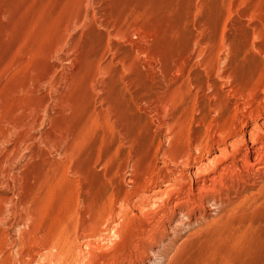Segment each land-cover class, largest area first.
<instances>
[{
	"label": "rangeland",
	"instance_id": "obj_1",
	"mask_svg": "<svg viewBox=\"0 0 264 264\" xmlns=\"http://www.w3.org/2000/svg\"><path fill=\"white\" fill-rule=\"evenodd\" d=\"M263 122L264 0H0V264L139 257L188 195L151 264H264Z\"/></svg>",
	"mask_w": 264,
	"mask_h": 264
},
{
	"label": "bare ground",
	"instance_id": "obj_2",
	"mask_svg": "<svg viewBox=\"0 0 264 264\" xmlns=\"http://www.w3.org/2000/svg\"><path fill=\"white\" fill-rule=\"evenodd\" d=\"M256 123V122H255ZM264 123V122H263ZM257 126H258V124H257ZM254 128V127H253ZM258 128V127H257ZM261 128V127H260ZM253 130V129H252ZM260 132V131H259ZM258 132V133H259ZM258 134L255 132V133H253L252 134V139H253V142H254V145L256 144L255 142H257L259 139H258ZM241 137V136H240ZM260 137H262V136H260ZM235 138V137H234ZM264 138V137H263ZM242 139V138H241ZM262 139V138H261ZM244 141V140H243ZM260 141V140H259ZM245 142V141H244ZM243 142V143H244ZM231 143L233 144V141H231ZM239 143V142H238ZM224 145V144H223ZM233 145H235V144H233ZM240 145V144H239ZM238 145V146H239ZM227 146V145H226ZM242 147V146H241ZM240 147V148H241ZM251 147V146H250ZM235 148V147H234ZM237 148V147H236ZM226 149V148H225ZM232 148H230V150H231ZM233 150V149H232ZM245 150V149H244ZM252 150V149H251ZM234 151V150H233ZM218 152V151H217ZM223 152V151H222ZM235 152H236V150H235ZM246 152V151H245ZM251 152V151H250ZM229 153V152H228ZM238 153H240V152H238ZM225 154V153H224ZM235 154V153H234ZM243 154V153H242ZM238 155V154H237ZM239 156V155H238ZM200 157V156H199ZM214 157V156H213ZM217 157V156H216ZM241 157V156H240ZM253 157V156H252ZM224 158V157H223ZM237 158V157H236ZM239 158V157H238ZM242 159H243V162L245 163V164H247V166L248 167H250V165H253V164H256L257 162H259V163H261V164H263L264 165V142H260V148H258V149H256V151H255V159H253V161H252V159H251V157H250V155L249 154H244L242 157H241ZM206 159V158H205ZM208 160V159H207ZM206 160V161H207ZM220 160V159H219ZM241 160V159H240ZM206 161L204 162V163H206ZM239 162V161H238ZM207 163H208V161H207ZM217 163V162H216ZM219 163V162H218ZM241 163H242V161H241ZM243 163V164H244ZM199 164L201 165V162H199ZM235 164V163H234ZM240 164V163H239ZM229 165V164H228ZM227 165V166H228ZM231 165V164H230ZM230 165H229V167H230ZM262 165V166H263ZM225 166V165H224ZM232 166V165H231ZM240 166V165H239ZM261 166V165H260ZM217 167V166H216ZM228 167V168H229ZM234 167V166H233ZM252 167V166H251ZM250 167V168H251ZM258 167V166H257ZM235 168V167H234ZM233 168V170H235ZM197 169V168H196ZM221 169V168H220ZM232 170V169H231ZM232 170V171H233ZM236 170H237V168H236ZM220 171V170H219ZM225 171H229V170H225ZM230 172V171H229ZM224 173L225 172H220L219 173V175H218V177L219 178H221L223 175H224ZM232 173H234V172H232ZM231 173V174H232ZM217 174V173H216ZM227 175V174H226ZM211 177H212V175H211ZM211 177H210V179H211ZM214 177V176H213ZM225 177V176H224ZM223 177V178H224ZM215 178H216V176H215ZM203 179V178H202ZM201 179V180H202ZM222 179V178H221ZM227 179V178H226ZM209 180V179H208ZM213 180H216V179H214L213 178ZM198 182V181H197ZM209 182V181H208ZM196 184V183H195ZM214 184H215V182H214ZM218 184V183H217ZM222 184H224L223 182H222ZM209 185H211V184H209ZM200 186V185H199ZM208 186V184L205 186V185H203L202 184V186H200L198 189H197V191H199L200 193H202L201 194V196H203L204 195V200L206 201V202H209V201H212V200H214L215 201V195L212 193L213 192V190H214V187H207ZM213 186H215V185H213ZM217 186V185H216ZM220 186H222V185H220ZM192 187V186H191ZM165 189V188H164ZM191 189V188H190ZM194 189V188H193ZM169 190V189H168ZM160 191H162V189H160ZM187 191V190H186ZM215 191V190H214ZM217 191H219V189H217ZM154 192V191H153ZM165 192V191H164ZM185 192V191H184ZM155 193V192H154ZM217 193V192H216ZM164 194V193H163ZM171 194V193H170ZM181 194V193H180ZM189 194V193H188ZM157 195V194H156ZM172 195V194H171ZM171 195L169 196V197H171ZM196 195V194H195ZM148 196V195H147ZM150 196V195H149ZM152 196H153V194H152ZM155 196V195H154ZM167 196V195H166ZM189 196V195H188ZM188 196H187V198H188ZM192 196V195H191ZM200 196V197H201ZM150 199L152 198V197H149ZM167 198V197H166ZM173 198V197H172ZM183 198H184V196H183ZM185 198H186V196H185ZM182 199V200H180L179 202H177V203H174V206L172 205V206H169L168 208H164L163 209V207H162V210H160V212H159V210H157L158 212H159V218H158V216H157V218H151V219H153V223H154V225L153 226H155L156 224L158 225V223L160 222V220H161V218L162 217H164L165 216V214H170L169 216H168V218H167V225H166V228H165V231H164V233L163 234H161V233H155L154 231H153V229L152 230H148V228L147 229H145L144 231H143V233H141L142 234V236H140V237H142V239H140V240H142L143 241V243H142V246H140V248H141V255L139 256V257H136V256H138V255H136L135 257H133V258H127V257H125L124 255H113V256H111L110 258H109V261L111 262V263H113V264H151V262H152V260H153V256H154V253L159 249V247L160 246H162V244H163V241L165 240V238L167 239L168 238V236H169V229L170 228H172V225H174L173 223L176 221V220H178V216H180L181 214H182V212H183V207L184 206H187L188 207V205L189 204H191L192 202H189L188 201V199ZM190 198V197H189ZM192 198V197H191ZM191 198H190V200H191ZM203 198V197H202ZM148 199V198H147ZM153 199V198H152ZM167 199H169V198H167ZM174 199V198H173ZM176 199H178V198H176ZM180 199V198H179ZM193 199V198H192ZM196 199V198H195ZM155 199H153V201H154ZM194 200V199H193ZM198 200H200L199 198H198ZM219 200V199H218ZM177 201V200H176ZM197 201V200H196ZM201 201V200H200ZM146 202V201H145ZM150 202H151V200H150ZM218 202V201H217ZM172 203V202H171ZM195 203V202H194ZM199 203V202H198ZM147 204V203H146ZM170 204V203H169ZM173 204V203H172ZM148 205V204H147ZM196 205V204H195ZM143 206V205H142ZM167 206V205H166ZM192 206V205H191ZM190 206V207H191ZM200 206V205H199ZM212 206V205H211ZM165 207V206H164ZM208 207H209V205H208ZM161 208V207H160ZM159 208V209H160ZM193 208V207H192ZM204 208V207H203ZM186 209V208H185ZM188 209V208H187ZM190 209V208H189ZM188 209V210H189ZM209 209V208H208ZM208 209H206V210H208ZM193 210V209H192ZM187 211V210H186ZM195 211V210H194ZM198 211V210H197ZM185 212V211H184ZM183 212V213H184ZM189 212V211H188ZM157 213V212H156ZM187 213V212H186ZM198 213V212H197ZM203 213V212H202ZM185 214V213H184ZM158 215V214H157ZM183 215V214H182ZM187 215H188V217H189V214L187 213ZM187 215H185V216H187ZM191 215V214H190ZM153 216V215H152ZM151 216V217H152ZM167 216V215H166ZM180 217H182V216H180ZM192 218V217H191ZM182 219V218H181ZM181 219H180V222H181ZM183 220V219H182ZM150 221H152V220H150ZM150 221H148V222H150ZM164 222V221H163ZM179 222V221H178ZM177 223V222H176ZM176 223H175V225H176ZM162 224V223H161ZM152 225V224H151ZM149 226L150 228L152 227V226ZM157 225H156V227H157ZM163 226V225H162ZM162 228V227H161ZM171 232V231H170ZM139 233V234H140ZM120 234V233H119ZM98 236V235H97ZM139 236V235H138ZM93 238V237H92ZM95 238H96V236H95ZM97 240V239H96ZM168 240V239H167ZM98 241V240H97ZM169 241V240H168ZM171 241V240H170ZM90 243V242H89ZM102 243V242H101ZM97 244V243H96ZM139 244V243H138ZM87 245V244H86ZM90 245V244H89ZM98 246V245H97ZM97 246H95L94 248H96ZM139 248V247H138ZM97 250V249H96ZM94 251V250H93ZM94 253V252H93ZM112 254H115V253H112ZM163 255V254H162ZM134 256V255H133ZM125 258L127 259V262H125L124 263V261L123 260H125Z\"/></svg>",
	"mask_w": 264,
	"mask_h": 264
}]
</instances>
